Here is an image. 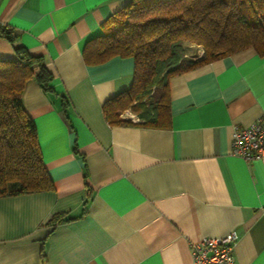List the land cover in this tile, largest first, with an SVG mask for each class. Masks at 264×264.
<instances>
[{
  "label": "crops",
  "instance_id": "1",
  "mask_svg": "<svg viewBox=\"0 0 264 264\" xmlns=\"http://www.w3.org/2000/svg\"><path fill=\"white\" fill-rule=\"evenodd\" d=\"M131 0H0V59L41 56L51 92L23 91L54 189L0 198V264H193L203 238L237 235L234 264H264V157L231 155L235 126L264 117V56L253 49L170 79V127L103 105L128 90L132 59L87 65V41ZM190 47V46H189ZM182 62L187 56L183 45ZM70 222L47 225L54 215Z\"/></svg>",
  "mask_w": 264,
  "mask_h": 264
},
{
  "label": "trees",
  "instance_id": "2",
  "mask_svg": "<svg viewBox=\"0 0 264 264\" xmlns=\"http://www.w3.org/2000/svg\"><path fill=\"white\" fill-rule=\"evenodd\" d=\"M103 26L106 33L87 41L83 49L85 64L100 65L116 57L134 61L131 87L103 105L110 125L126 124L119 114L131 110L138 124L167 129L171 78L247 49L264 56V0H131ZM0 37L14 43L7 27L0 26ZM187 43L201 46L203 56L182 62ZM14 50V60L0 59V198L54 189L35 124L22 102L31 80L51 92L53 74L43 57L18 45ZM63 217L54 215L46 224L74 220Z\"/></svg>",
  "mask_w": 264,
  "mask_h": 264
},
{
  "label": "built area",
  "instance_id": "3",
  "mask_svg": "<svg viewBox=\"0 0 264 264\" xmlns=\"http://www.w3.org/2000/svg\"><path fill=\"white\" fill-rule=\"evenodd\" d=\"M133 122L139 120L130 117ZM231 155L252 162L264 157V117L246 127L235 126L230 140ZM237 235L232 232L221 238H203L191 246L193 264H234Z\"/></svg>",
  "mask_w": 264,
  "mask_h": 264
},
{
  "label": "rangeland",
  "instance_id": "4",
  "mask_svg": "<svg viewBox=\"0 0 264 264\" xmlns=\"http://www.w3.org/2000/svg\"><path fill=\"white\" fill-rule=\"evenodd\" d=\"M185 45H187V56L191 55V58H195V56H200V57L203 56V48L201 46L194 45V44H188V43ZM156 96L157 98H159V94H157ZM157 98L154 97L153 100L155 101ZM122 117H134L137 119L136 114L132 113L131 110H127V111L120 113L119 118L121 119Z\"/></svg>",
  "mask_w": 264,
  "mask_h": 264
}]
</instances>
